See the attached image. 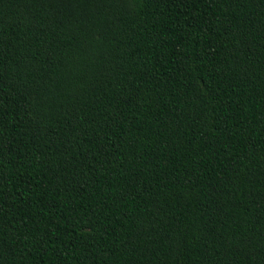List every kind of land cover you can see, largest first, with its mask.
Instances as JSON below:
<instances>
[{
  "label": "trees",
  "instance_id": "1",
  "mask_svg": "<svg viewBox=\"0 0 264 264\" xmlns=\"http://www.w3.org/2000/svg\"><path fill=\"white\" fill-rule=\"evenodd\" d=\"M0 264H264V0H0Z\"/></svg>",
  "mask_w": 264,
  "mask_h": 264
}]
</instances>
